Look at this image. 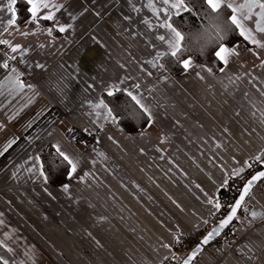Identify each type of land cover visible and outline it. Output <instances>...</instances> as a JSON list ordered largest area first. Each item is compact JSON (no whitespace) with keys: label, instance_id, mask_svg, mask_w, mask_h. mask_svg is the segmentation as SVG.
I'll list each match as a JSON object with an SVG mask.
<instances>
[{"label":"crops","instance_id":"crops-1","mask_svg":"<svg viewBox=\"0 0 264 264\" xmlns=\"http://www.w3.org/2000/svg\"><path fill=\"white\" fill-rule=\"evenodd\" d=\"M18 1L28 10L27 0ZM51 2L63 5L50 9L54 20L30 22L28 11L26 20L16 19L4 31L12 13L4 7L8 0H0V39L22 46L13 53L0 45V64L9 65L0 68V81L15 68L33 85L11 94L6 87L0 95V264H161L165 257L183 258L194 243L173 253L174 236L210 229L219 221L212 217L215 194L236 176L233 170L243 168L241 174L252 162L264 165V158L253 159L264 151V96L258 91L264 90V49L241 37L225 45L240 47L224 72L222 62L209 73L187 57L193 66L172 75L157 55L169 51L157 39L168 38L169 30L160 27L165 15L154 14L149 0ZM152 3L166 7L162 0ZM60 25L67 30L59 32ZM257 38L264 42V34ZM113 86L144 98L150 127L126 132L113 113L114 120L93 107L100 100L107 104ZM69 127L99 131L91 141L71 143L63 136ZM53 144L78 161L77 172L69 178L68 166L57 184L40 175L41 155L55 153ZM246 201L264 212V179ZM238 213L235 229H224L192 264H264V219ZM244 244L254 249V261L236 252Z\"/></svg>","mask_w":264,"mask_h":264},{"label":"snow or ice","instance_id":"snow-or-ice-1","mask_svg":"<svg viewBox=\"0 0 264 264\" xmlns=\"http://www.w3.org/2000/svg\"><path fill=\"white\" fill-rule=\"evenodd\" d=\"M16 3V0H8V3L4 6L6 10L10 13H12L11 18H9L6 21V24L4 25V31H7L9 27L16 24V10L14 8V5ZM27 3L30 5L28 8L29 13L31 14V21L30 22H38V19L48 20L52 21L55 18V12L51 11L50 9L55 8L56 11H59L60 8L63 7V5H57L51 2V0H27ZM206 4L211 9L213 13H219L222 8H227L231 11V15L228 17V24L230 27H232V30L237 31L238 35L242 37L243 41L247 42L248 44L254 45L257 49H264V42H262L261 39L257 38V34H264V0H243V2H237V0H206ZM162 5L166 7H162L160 9H157L155 4L152 3V0H149V3L147 7L151 8L154 14H157L158 12H163L165 15L164 22L160 25L162 28H166L169 30L168 38L166 39L165 35H160L157 37L158 40L165 42L168 46V52L166 53H158V56H164L170 54L172 57H177L179 53H181L183 50L182 48V41H184L185 37L184 35L178 31L169 21L172 19V16L169 12L170 9L176 10L175 15L180 14V10L183 9L184 11H188V8L185 4V0H162ZM42 9H49L48 13L39 16V13ZM258 9V11H257ZM0 11H3V9H0ZM219 17H214L213 19H218ZM249 24L254 25V28L249 26ZM67 27H71V25H68ZM216 36L215 39L217 41H222L224 39V35L222 34V29H220L219 25H216ZM67 28L64 25H60L58 27L59 32H65ZM47 34L49 36L52 35V28L47 29ZM21 35L28 36V32H22ZM211 39V38H210ZM0 45H8L11 49V52L15 53L19 49H21V45H15L11 46L10 42L6 39H0ZM43 47V45H41ZM239 45H234L233 47L229 48L226 47L223 43L219 44V48L217 51H215L214 55L217 60L222 62L224 67L220 68L221 72L225 71V68L228 66L230 58L233 56H238V48ZM203 51V48L201 49ZM249 51H253L252 48L248 49ZM254 55H257L255 51H253ZM7 55V53H5ZM9 59H15L14 56L8 57ZM183 68L187 71L189 68H191L192 62L191 59H185L181 61ZM155 66V65H154ZM261 67H264V60H261ZM9 67L7 61L5 60L2 64H0V68L7 69ZM123 67V65H121ZM161 68H164V65H160ZM209 73L212 72L211 68L206 69ZM12 75L9 74L5 77L3 81H0V95H3L2 89L8 88L9 94H11L12 90H15L17 92H22L25 88L32 89L33 85L31 84H25L20 79V74H17V70L15 68L11 69ZM199 76V73H197ZM203 78V77H201ZM240 77H235V80L232 78H229L230 83H235L236 80H239ZM255 79V78H253ZM252 81L250 80L249 83ZM120 83H123L121 81ZM115 89V92L123 91L132 102H134L140 110L145 114L148 120V125L151 126V123L153 121V116L150 111V109L146 106V104L143 102L144 98L140 95L134 94L132 91L128 89H120L118 86H113ZM136 89H139L140 85L136 84L133 86ZM261 96H264V90L258 89ZM108 96H113L114 91L109 90L107 92ZM248 94L245 93V96ZM94 108H103L106 110L107 118H112V109L108 107V105L103 101L100 100L99 103L95 104L93 106ZM99 115V113H97ZM261 123H264V110H261ZM2 127V126H0ZM71 131V129H70ZM143 134V133H142ZM111 139V137H109ZM264 139V138H262ZM14 143V141H13ZM11 147V145H9ZM52 147L55 149L56 156L58 158H62L64 162L67 163L69 166V178L73 176L77 172L78 167V161L74 160L73 157H71L69 154H67L65 151L61 149V146L59 144H53ZM219 147V146H218ZM7 151V148L5 149ZM100 155H103V153H100ZM262 158H264V151L261 152L260 155L255 156L253 159L256 161H260ZM36 160H39V157L35 158ZM43 166L41 165V171L40 175L44 176L45 181L47 180V177L45 176L43 170ZM31 171V169H29ZM243 171V168L240 169H234L233 175H239L240 172ZM90 173H84V177L89 176ZM84 177H81L83 180ZM264 177V172H259L256 175H254L250 180L247 181L244 188L241 191V194L238 199H236L235 203L230 206V212L229 214L223 219L219 226L217 228H213L211 232L207 234L206 237L201 241V245H207L211 239H213L215 236L220 234V230L226 227L234 218L237 217V212L242 208V205L246 201V197H250V190L253 187L254 182L258 181ZM225 183H227V180H225ZM65 191H67L68 185H63ZM251 199H255L254 196L251 197ZM209 203H213V201L209 200ZM214 207L219 210L221 208V204L219 202H216L214 204ZM245 213L247 215H250L252 220L255 221L256 219H264V212L255 210H252L249 212L247 209H244ZM206 222V221H205ZM0 246H4L3 242H0ZM164 247H168V245H164ZM247 249V251H245ZM11 251V249H8ZM202 251V247L200 245L197 246L195 250L192 251V253L183 261V264H192V261L196 258L198 253ZM236 252L240 254L241 259L245 261H254L256 259V256L254 255V249L250 247L248 244H244L242 247H238L236 249ZM251 253V254H250ZM168 257H165L167 259ZM175 258V257H174ZM0 259H3L0 257ZM4 264H8V261H4ZM239 264V261L237 262Z\"/></svg>","mask_w":264,"mask_h":264},{"label":"trees","instance_id":"trees-1","mask_svg":"<svg viewBox=\"0 0 264 264\" xmlns=\"http://www.w3.org/2000/svg\"><path fill=\"white\" fill-rule=\"evenodd\" d=\"M185 4L188 11L174 15L170 20L171 24L184 35L182 48L185 50L179 53L177 57H172L170 54L162 56L160 64L164 65L163 69L166 72L177 75L183 69L181 61L191 57L204 67L211 68V73H215L221 67V62L214 55L219 48V44L230 45L241 38L238 32L232 30V27L228 24V17L231 12L227 8H222L219 13H213L206 4V0H185ZM16 15L18 22L27 19L29 13L25 3L21 1L16 3ZM217 16L218 19H213ZM216 25H219L222 29L224 35L222 41L215 39ZM106 100L114 117L117 118L118 124L124 131L138 132L146 127L147 117L123 91H114V95L107 96ZM41 163L47 182L57 184L66 178L68 165L62 158H58L56 153L49 151L43 153Z\"/></svg>","mask_w":264,"mask_h":264},{"label":"built area","instance_id":"built-area-1","mask_svg":"<svg viewBox=\"0 0 264 264\" xmlns=\"http://www.w3.org/2000/svg\"><path fill=\"white\" fill-rule=\"evenodd\" d=\"M71 129V131H70ZM99 131V129L93 131L89 128L85 129H78L74 127H69L63 132L64 138L71 143H76L81 140H85L86 142L91 141L95 134ZM262 162H252L248 169L236 176H230L227 179V183H224L219 187L215 194V202H219L221 204V208L215 212V214L212 216L215 220H220L223 216H225L226 212L230 208V206L233 203V200L236 198L238 193L240 192L245 180L261 169ZM247 209L249 212L254 210V206L245 201V203L242 205V208L240 210ZM239 210V211H240ZM234 220V219H233ZM236 226V222L232 221L227 228L225 229L226 233H231ZM209 230V227L206 226L200 231L195 232H182L179 234H176L174 236L173 243L171 245L172 252H182L187 248V245L189 243H196L199 241L201 236H203L207 231ZM212 242L216 243V239H214ZM211 242V243H212ZM182 260V257H177L175 259L167 258L165 259L161 264H179Z\"/></svg>","mask_w":264,"mask_h":264},{"label":"water","instance_id":"water-1","mask_svg":"<svg viewBox=\"0 0 264 264\" xmlns=\"http://www.w3.org/2000/svg\"><path fill=\"white\" fill-rule=\"evenodd\" d=\"M259 172H264V167L263 168H261L260 170H258L257 172H255L254 174H252L250 177H248L247 179H246V181L244 182V184H243V186H242V188H241V190H240V192L238 193V195L236 196V198H235V200L233 201V203H232V205L235 203V201H236V199H238L239 198V196H240V194H241V191H242V189L244 188V186H245V184L247 183V181L248 180H250L254 175H256L257 173H259ZM264 179V177H262L261 179H259L258 181H256V182H254V184H253V187L258 183V182H260L261 180H263ZM253 187L251 188V190L253 189ZM250 190V191H251ZM247 198V197H246ZM239 211V210H238ZM229 212H230V208L228 209V211L226 212V214H225V216H223L217 223H215L203 236H201V238L199 239V241L198 242H196L191 248H190V250L186 253V255L183 257V259L181 260V262L179 263V264H183V261H184V259H186L191 253H192V251L193 250H195L196 248H197V246L198 245H200L201 247H202V250L204 249V248H206L214 239H216L219 235H217V236H215L213 239H211L210 240V242L207 244V245H201V241L204 239V237H206L207 236V234L209 233V232H211L212 231V229L213 228H217L218 226H219V224H220V222L223 220V219H225V217L229 214ZM237 214H238V212H237ZM233 221V220H232ZM231 221V222H232ZM230 222V223H231ZM229 223V224H230ZM228 224V225H229ZM227 225V226H228ZM227 226L226 227H224L223 229H221L220 230V233L224 230V229H226L227 228ZM201 252V251H200ZM199 252V253H200ZM198 253V254H199Z\"/></svg>","mask_w":264,"mask_h":264},{"label":"rangeland","instance_id":"rangeland-1","mask_svg":"<svg viewBox=\"0 0 264 264\" xmlns=\"http://www.w3.org/2000/svg\"><path fill=\"white\" fill-rule=\"evenodd\" d=\"M237 217H238V218H236V219H237V220H240V213L237 214ZM183 255H184V253L181 254L180 256L182 257Z\"/></svg>","mask_w":264,"mask_h":264}]
</instances>
